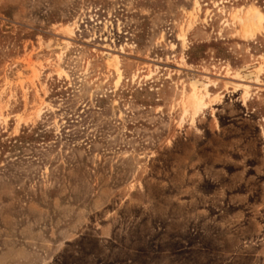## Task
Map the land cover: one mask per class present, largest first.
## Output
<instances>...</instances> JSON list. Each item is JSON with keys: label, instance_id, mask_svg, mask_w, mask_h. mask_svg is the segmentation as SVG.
Returning a JSON list of instances; mask_svg holds the SVG:
<instances>
[{"label": "rangeland", "instance_id": "1", "mask_svg": "<svg viewBox=\"0 0 264 264\" xmlns=\"http://www.w3.org/2000/svg\"><path fill=\"white\" fill-rule=\"evenodd\" d=\"M252 4L0 0V141L46 135L0 145V264H264Z\"/></svg>", "mask_w": 264, "mask_h": 264}, {"label": "bare ground", "instance_id": "2", "mask_svg": "<svg viewBox=\"0 0 264 264\" xmlns=\"http://www.w3.org/2000/svg\"><path fill=\"white\" fill-rule=\"evenodd\" d=\"M198 5V1L196 2ZM244 8V7H243ZM239 8L233 17L238 21L241 25V34L243 37H253L258 32L264 29V12L260 9L259 6L252 4L246 8ZM71 32V31H70ZM59 46V45H58ZM57 46V48H58ZM116 62H118V57L114 56L113 58ZM264 64L261 63L259 66V71L262 70ZM228 74H231V71H227ZM240 81H251L252 77H256V81L258 82L260 79L258 75H254L253 73H241L236 72L233 74ZM119 81V80H118ZM210 82L205 81L203 79H195L191 82V91L187 96V107L185 111L187 112L189 109L193 110L194 114H198L201 110H203L208 105V98H211V92L209 90ZM239 87H243L246 91H248L249 86L246 84H240ZM216 97V96H215Z\"/></svg>", "mask_w": 264, "mask_h": 264}, {"label": "trees", "instance_id": "3", "mask_svg": "<svg viewBox=\"0 0 264 264\" xmlns=\"http://www.w3.org/2000/svg\"><path fill=\"white\" fill-rule=\"evenodd\" d=\"M39 129H40V127H32V128L27 127L22 131V134H19L18 136L14 137L12 139H8L4 142L0 141V145L4 149H7V148L13 146L14 142L15 143H22V144L23 143H29V142L35 143V142H37V140H40L41 136H44L42 133L38 134Z\"/></svg>", "mask_w": 264, "mask_h": 264}]
</instances>
